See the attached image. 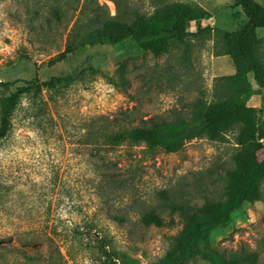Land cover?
<instances>
[{
  "label": "rangeland",
  "instance_id": "obj_1",
  "mask_svg": "<svg viewBox=\"0 0 264 264\" xmlns=\"http://www.w3.org/2000/svg\"><path fill=\"white\" fill-rule=\"evenodd\" d=\"M116 1L146 14L162 2H184L204 17L160 56L134 38L67 52L93 26L87 11L95 0H0V80L14 82L0 86V98L29 79L75 77L31 89L14 111L0 149V244L16 248L0 247V264H154L183 227L177 207L193 210L225 195L239 124L221 139L192 138L174 152L84 141L103 119L123 129L152 117L189 118L197 99L213 100L218 77L235 71L222 33L245 20L242 8L236 0H97L109 15ZM257 33L264 37V28ZM261 53L264 62V45ZM122 63L124 83L116 74ZM248 104L263 121V94ZM257 156L264 159V147ZM150 210L163 226L142 221ZM210 239L223 252L255 251V264H264V182L261 198L243 204ZM187 264L213 263L196 257Z\"/></svg>",
  "mask_w": 264,
  "mask_h": 264
},
{
  "label": "trees",
  "instance_id": "obj_2",
  "mask_svg": "<svg viewBox=\"0 0 264 264\" xmlns=\"http://www.w3.org/2000/svg\"><path fill=\"white\" fill-rule=\"evenodd\" d=\"M116 4L117 13L109 15L102 12V6L95 0V7L87 11L94 21L93 26L83 31L78 41L69 43L67 52L86 45H115L134 38L144 49L160 56L186 37L190 21L204 17L203 11L184 2L156 4L149 14L137 9H123L117 1ZM235 4L242 8L245 20L234 32L222 33L221 43L222 53L230 55L235 72L218 77L213 100L197 99L189 118L167 120L152 117L147 125L123 129H116L103 119L86 134L85 143L93 140L108 145L145 143L151 149L162 148L174 152L192 138L206 136L217 140L233 125L241 126L237 139L239 149L233 155L234 167L229 172L224 197L207 199L193 210L177 207L183 214V227L173 237L165 255L154 264H187L196 257L213 264H255L258 259L255 251L246 249L223 252L210 239L213 229L228 224L234 212L243 204L261 198L264 182V159L258 160L257 156L264 147V120L258 117L259 109L248 104L252 95L263 94L264 98V62L261 56L264 37L257 33L258 28H264V5L258 0H236ZM125 70V63L116 70L120 83L126 81ZM74 79V75L51 76L43 82L36 78L29 79L3 95L0 98V149L2 141L12 129L14 111L25 93L42 86L66 85ZM118 81L113 79L115 84ZM13 84V81L0 80V86L8 89ZM142 221L145 224L164 225L154 210L144 213ZM0 247L16 248L3 243ZM20 252L28 258L34 257L29 252Z\"/></svg>",
  "mask_w": 264,
  "mask_h": 264
},
{
  "label": "crops",
  "instance_id": "obj_3",
  "mask_svg": "<svg viewBox=\"0 0 264 264\" xmlns=\"http://www.w3.org/2000/svg\"><path fill=\"white\" fill-rule=\"evenodd\" d=\"M235 72V71H234Z\"/></svg>",
  "mask_w": 264,
  "mask_h": 264
}]
</instances>
